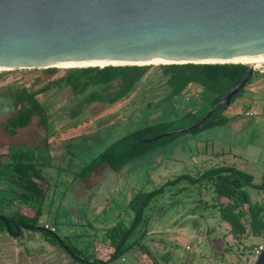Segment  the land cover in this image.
<instances>
[{
	"label": "rangeland",
	"instance_id": "374dc122",
	"mask_svg": "<svg viewBox=\"0 0 264 264\" xmlns=\"http://www.w3.org/2000/svg\"><path fill=\"white\" fill-rule=\"evenodd\" d=\"M149 66L130 93L112 104L94 103L80 108L68 89H49L37 97L46 113L45 126L40 127L37 119L32 118L12 137L3 135L1 126L14 114L11 104L14 92L24 87L39 89L62 76L64 68H56L58 71L51 77L41 70L0 71V111L9 110L8 114H0V147L14 144L0 149V154L10 152L9 162L39 165L46 189L35 233L23 230L21 237L0 234V264H80L65 249L46 239L47 234L40 230L46 227L45 231L53 229L64 243L105 260L103 234L116 222L127 225L131 215L126 208L128 200L136 192L155 189L180 174L196 176L210 167L226 165L251 176L254 185H264V64L253 69L240 95L222 112L226 124L178 135L118 173L102 167L85 181L75 176L111 143L134 129L174 120L185 113L200 115L210 105L212 95L192 85L171 102H163L167 90L158 82V65ZM115 88L113 85L108 93ZM73 112L78 115L70 117ZM188 122V119L176 122L174 130L187 127ZM22 143L38 148L24 151ZM246 191L251 201H264V190ZM8 196L0 191V201ZM169 202L175 203L155 211L142 238L152 253L161 256L159 264H184L188 254L193 255L191 264H250L251 245H264V239L249 237L238 245L237 251L232 240L222 241L224 224L210 217V208L206 212L201 209L210 202V195L204 192L198 196L194 187L184 181L167 187L150 200L138 229L145 226L144 221L155 207ZM18 207L14 201L0 203V214L10 215ZM207 230L214 231L206 233ZM223 242H228L227 246ZM225 247H230L231 252L219 259ZM109 264L149 263L140 251L133 250Z\"/></svg>",
	"mask_w": 264,
	"mask_h": 264
},
{
	"label": "trees",
	"instance_id": "16d2710c",
	"mask_svg": "<svg viewBox=\"0 0 264 264\" xmlns=\"http://www.w3.org/2000/svg\"><path fill=\"white\" fill-rule=\"evenodd\" d=\"M150 68L151 66H107L101 69L96 67L64 69L62 76L49 81L48 84L39 89L30 90L24 87L20 91L14 92V96L11 97L14 114L5 120L1 126V131L3 134L12 137L17 130L25 128L32 118H36L37 124L44 127L46 113L39 104L37 97L51 88L68 89L72 97L77 98L80 108L94 103L112 104L125 98ZM157 69L159 70L158 82L167 90V96L163 102H171L184 89L192 85L212 95L210 105L202 110L200 115L185 113L177 119L144 125L123 135L91 159L75 175L77 178L85 181L95 175L102 167L113 173H118L124 166L144 158L157 149L159 145L162 146L172 141L174 137L181 134L173 133L154 142H146L174 130V124L178 121L188 119V125L196 121L202 113L240 81L247 66L241 64H180L158 65ZM41 71L51 77L58 70L49 68ZM113 85L116 87L115 90L108 93ZM241 91L242 89L231 98L229 105L233 99L240 95ZM224 110L226 108L220 106L200 127L186 133L202 132L226 124L227 118L222 115ZM77 113H70V117L77 116ZM10 160H12L11 153L0 154V176H2L0 184H3L0 191L7 192L9 195L6 200L1 199L0 203L9 204L14 201L22 208L18 207L7 216L0 214V217L3 218L0 220V234L7 233L10 236L21 237L23 230L30 233L36 231L46 193L45 181L39 165L9 162ZM181 181H184L189 187H194L198 196L204 192L210 195V202L205 203L201 209L206 212L207 208H210L212 212L210 217L214 218L218 224H224L225 232L221 235L222 241L229 238L233 241L232 244L236 245L238 251V245L249 237L264 239V201H251L246 191L247 188L264 190V185H254L251 176L226 165L210 167L196 176L180 174L163 182L155 189L136 192L126 203V208L131 214L127 225L120 221L116 222L103 234L101 242L107 249L105 260L81 252L74 246L64 243L63 240L54 235L53 229L51 232L45 231L47 227L40 230L44 235L47 234L46 239L49 238L51 244H58L65 249L71 259L80 264H109L122 259L124 255L133 250L140 251L149 264H159L158 258L161 256L158 257L152 253L147 245L142 242V238L147 234L146 228L155 211L159 212L160 209H165L175 202L155 207L147 220H143L145 226L142 229L138 228L142 221L143 212L148 207L150 200L155 195L161 194L167 187H172ZM21 210H25L27 214L22 213ZM213 231L207 230L206 233ZM30 236L31 234H29ZM227 243L223 242L224 245ZM228 248L225 247L221 250L218 255L219 259H222L224 253L231 252L230 247ZM252 248L251 245L248 251L249 255H251ZM192 260L193 255L188 254L185 256L184 264H191Z\"/></svg>",
	"mask_w": 264,
	"mask_h": 264
},
{
	"label": "water",
	"instance_id": "95a60500",
	"mask_svg": "<svg viewBox=\"0 0 264 264\" xmlns=\"http://www.w3.org/2000/svg\"><path fill=\"white\" fill-rule=\"evenodd\" d=\"M154 60L264 63V0H0V68L149 66ZM245 66L240 81L196 121L146 142L198 128L227 108L253 73ZM253 264H264V245Z\"/></svg>",
	"mask_w": 264,
	"mask_h": 264
},
{
	"label": "bare ground",
	"instance_id": "6f19581e",
	"mask_svg": "<svg viewBox=\"0 0 264 264\" xmlns=\"http://www.w3.org/2000/svg\"><path fill=\"white\" fill-rule=\"evenodd\" d=\"M160 62L162 63H166V61H161V60H154L151 62L152 65H157L160 64ZM233 62H238L241 63L242 65H251L254 68L257 67L260 64H264V63H257V62H251V61H243V60H235ZM109 64H113L111 62H91V63H74L71 65H67V66H63V67H59V68H72V67H76V68H84V67H103ZM12 67H5V68H0V71H9L12 70Z\"/></svg>",
	"mask_w": 264,
	"mask_h": 264
},
{
	"label": "flooded vegetation",
	"instance_id": "af4514ba",
	"mask_svg": "<svg viewBox=\"0 0 264 264\" xmlns=\"http://www.w3.org/2000/svg\"><path fill=\"white\" fill-rule=\"evenodd\" d=\"M1 113H2V115L8 114V113H9V110L6 108V109H4V110H1V111H0V114H1ZM4 135H5V134H4ZM6 136H7V135H6ZM7 137H9V136H7ZM22 144H23V143H22ZM13 146H14V144H12V145H10V144H6V145L0 147V149H2V148H11V147H13ZM33 147H34V146H29V145H27V144H23V149H24V151L31 150Z\"/></svg>",
	"mask_w": 264,
	"mask_h": 264
},
{
	"label": "built area",
	"instance_id": "2783aa9c",
	"mask_svg": "<svg viewBox=\"0 0 264 264\" xmlns=\"http://www.w3.org/2000/svg\"><path fill=\"white\" fill-rule=\"evenodd\" d=\"M185 248H187V247H185ZM261 249H262L261 245L252 248L251 255H250L251 256V263L250 264H252L256 260V258L259 255Z\"/></svg>",
	"mask_w": 264,
	"mask_h": 264
},
{
	"label": "crops",
	"instance_id": "0c3cea01",
	"mask_svg": "<svg viewBox=\"0 0 264 264\" xmlns=\"http://www.w3.org/2000/svg\"><path fill=\"white\" fill-rule=\"evenodd\" d=\"M3 135H4V134H3ZM5 136H6V135H5ZM35 147L38 148V146H36V145H35L33 148H35ZM7 153H10V152H7ZM0 181H2V176H0Z\"/></svg>",
	"mask_w": 264,
	"mask_h": 264
}]
</instances>
